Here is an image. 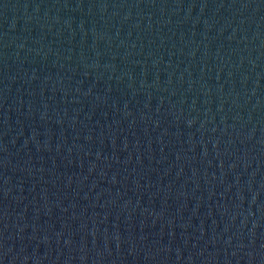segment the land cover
Returning a JSON list of instances; mask_svg holds the SVG:
<instances>
[{"label":"water","instance_id":"water-1","mask_svg":"<svg viewBox=\"0 0 264 264\" xmlns=\"http://www.w3.org/2000/svg\"><path fill=\"white\" fill-rule=\"evenodd\" d=\"M0 264H264V0H0Z\"/></svg>","mask_w":264,"mask_h":264}]
</instances>
